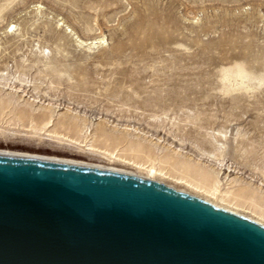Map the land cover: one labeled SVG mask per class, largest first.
<instances>
[{
    "label": "rangeland",
    "instance_id": "rangeland-1",
    "mask_svg": "<svg viewBox=\"0 0 264 264\" xmlns=\"http://www.w3.org/2000/svg\"><path fill=\"white\" fill-rule=\"evenodd\" d=\"M0 152L153 167L264 225V0H0Z\"/></svg>",
    "mask_w": 264,
    "mask_h": 264
},
{
    "label": "water",
    "instance_id": "water-1",
    "mask_svg": "<svg viewBox=\"0 0 264 264\" xmlns=\"http://www.w3.org/2000/svg\"><path fill=\"white\" fill-rule=\"evenodd\" d=\"M0 264H264V226L159 182L0 152Z\"/></svg>",
    "mask_w": 264,
    "mask_h": 264
},
{
    "label": "bare ground",
    "instance_id": "bare-ground-1",
    "mask_svg": "<svg viewBox=\"0 0 264 264\" xmlns=\"http://www.w3.org/2000/svg\"><path fill=\"white\" fill-rule=\"evenodd\" d=\"M41 6V5H40ZM40 6H38L37 7V9H38V11L40 12V10L42 9ZM62 24V23H61ZM60 24V25H61ZM11 26H9V28H10ZM13 28H15V27H13ZM72 32V31H71ZM77 40H78V43L80 44V45H83V46H87L89 49H91V46H95L96 44L98 45L99 44V41L98 42H94V41H91V42H84V41H82L81 39H79L78 37H77ZM95 40V39H94ZM97 40V39H96ZM104 40L105 39H100V43H102V42H104ZM106 43V42H105ZM94 48V47H93ZM96 48V47H95ZM6 153H9V152H6ZM13 154H15V153H13ZM21 155V154H20ZM29 156V155H28ZM220 156H223V153L222 152H220ZM36 157H38V156H36ZM39 157H41V156H39ZM42 158H45V157H42ZM47 158V157H46ZM50 159H56V158H50ZM57 160H60V159H57ZM61 161H63V162H66V163H68V164H71V165H75V166H82V167H89V168H95V169H101V170H107V171H113V172H117V173H121V174H126V175H131V176H137V177H140V178H144V179H148V180H151V181H156L155 179V177H154V174H156L157 173V171L153 168V167H151L150 169H149V172L147 173V175L146 176H143V175H139L140 173H134V172H128V171H124V170H120V169H116V168H105V167H101V166H91V165H87V164H82V163H77V162H73V161H68V160H63V159H61ZM219 207V206H218ZM220 209H223V210H226V211H228V212H231V213H233V214H237L238 215V213H236V212H234V211H231V210H229V209H226V208H223V207H219ZM240 216V215H239ZM253 221V220H252ZM254 222H256V223H258V224H262V223H260L259 221H254ZM261 226H264V225H261Z\"/></svg>",
    "mask_w": 264,
    "mask_h": 264
}]
</instances>
